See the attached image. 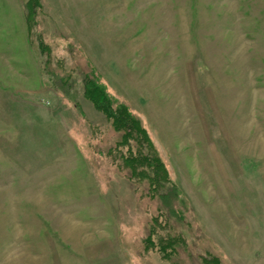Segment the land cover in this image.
Returning <instances> with one entry per match:
<instances>
[{
    "label": "rangeland",
    "instance_id": "obj_1",
    "mask_svg": "<svg viewBox=\"0 0 264 264\" xmlns=\"http://www.w3.org/2000/svg\"><path fill=\"white\" fill-rule=\"evenodd\" d=\"M26 4L0 0V264H264V0ZM86 77L140 124L178 213L117 160ZM167 221L186 248L162 258Z\"/></svg>",
    "mask_w": 264,
    "mask_h": 264
},
{
    "label": "trees",
    "instance_id": "obj_2",
    "mask_svg": "<svg viewBox=\"0 0 264 264\" xmlns=\"http://www.w3.org/2000/svg\"><path fill=\"white\" fill-rule=\"evenodd\" d=\"M26 3L27 17L32 18L35 15V9L40 7V0H26ZM40 48L42 53L50 52L47 44H43ZM83 95L94 108L101 111L106 119L111 121L112 130L119 134V139L115 142L117 160H121L122 165H130V176L134 177L136 185L144 182L149 185L150 190L154 192L153 197L160 198L162 208L165 210L164 217L178 213L182 203L179 204L176 200L175 187L168 188L170 182L168 176L165 175L163 164L145 136L144 130L139 126L140 124L130 115L127 106L112 100L104 88L88 77L84 79ZM158 193L161 194L157 195ZM171 197L173 198L170 199ZM164 227L168 229H166L168 232L158 235V242H160L158 250L162 258H168L176 254L179 249L184 250L186 244L182 234L172 232L173 228L168 221L165 222ZM150 237L151 233L147 235L146 241L150 242Z\"/></svg>",
    "mask_w": 264,
    "mask_h": 264
}]
</instances>
